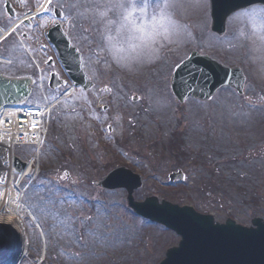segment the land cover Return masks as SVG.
Returning a JSON list of instances; mask_svg holds the SVG:
<instances>
[{
  "label": "rangeland",
  "instance_id": "374dc122",
  "mask_svg": "<svg viewBox=\"0 0 264 264\" xmlns=\"http://www.w3.org/2000/svg\"><path fill=\"white\" fill-rule=\"evenodd\" d=\"M22 3L16 2L20 11ZM99 4L52 0L41 15V32L31 30L35 38L28 44L36 63L45 74L61 73L58 63L57 68L46 65L47 56L56 57L44 37L55 21L53 8L59 9L64 33L80 52L93 86L76 90L53 110L54 141L47 135L38 158L31 149L15 152L25 160L35 155L40 165L23 198L40 230L24 217L29 251L22 264H35L40 255L42 264L160 262L179 238L132 214L123 190L102 192L91 185L117 166L141 174L137 200L155 195L211 214L218 223L231 218L249 226L253 217L264 220V43L237 34L241 10L228 16L218 36L210 30L209 0H172L178 42L166 45L153 64L126 71L104 54V30L95 21ZM15 41L8 48L15 66L0 69L6 74L25 65L34 70ZM192 50L239 67L245 76L242 94L221 87L207 101L177 103L169 90L171 71ZM178 169L184 179L170 183L168 174ZM65 173L67 178L60 179Z\"/></svg>",
  "mask_w": 264,
  "mask_h": 264
},
{
  "label": "water",
  "instance_id": "95a60500",
  "mask_svg": "<svg viewBox=\"0 0 264 264\" xmlns=\"http://www.w3.org/2000/svg\"><path fill=\"white\" fill-rule=\"evenodd\" d=\"M210 29L221 35L230 14L264 0H209ZM55 16L60 12L55 10ZM47 39L58 53L61 65L75 86L87 89L81 68V58L70 46L67 37L56 23L47 31ZM57 76L52 75L49 86L54 87ZM54 79L55 81H51ZM244 77L238 68H227L215 60L196 52L177 65L172 73L170 89L182 102L187 97L206 100L222 86H230L241 93ZM61 83V82H60ZM33 78L30 75L8 77L0 73V109L27 100L31 93ZM16 172L20 173L25 163L14 158ZM172 178V176H171ZM97 186L104 189L125 188L129 207L138 215L160 223L181 236L177 247L167 250L159 264H264V221L254 218L250 227H243L227 219L225 224H214L210 215L196 213L191 207H178L156 197L143 202L133 200V190L141 186L140 177L125 168H116L104 176ZM16 256L8 255L0 264H13Z\"/></svg>",
  "mask_w": 264,
  "mask_h": 264
},
{
  "label": "clouds",
  "instance_id": "9594fccd",
  "mask_svg": "<svg viewBox=\"0 0 264 264\" xmlns=\"http://www.w3.org/2000/svg\"><path fill=\"white\" fill-rule=\"evenodd\" d=\"M95 21L103 28V51L126 71L155 62L166 45L178 42L172 0H100ZM237 34L264 43V5L241 10Z\"/></svg>",
  "mask_w": 264,
  "mask_h": 264
},
{
  "label": "bare ground",
  "instance_id": "6f19581e",
  "mask_svg": "<svg viewBox=\"0 0 264 264\" xmlns=\"http://www.w3.org/2000/svg\"><path fill=\"white\" fill-rule=\"evenodd\" d=\"M8 138L0 137V260L14 255L13 264H22L29 251L24 217L31 218L32 214L24 209L23 194L18 186L11 183L12 151ZM32 171L33 165H30L23 176Z\"/></svg>",
  "mask_w": 264,
  "mask_h": 264
},
{
  "label": "flooded vegetation",
  "instance_id": "af4514ba",
  "mask_svg": "<svg viewBox=\"0 0 264 264\" xmlns=\"http://www.w3.org/2000/svg\"><path fill=\"white\" fill-rule=\"evenodd\" d=\"M20 1H22L23 2L22 4L24 5V9H22L23 6L20 8L23 10V13L30 11L34 7L38 6L41 2V0H30L29 2L28 0H20ZM16 2L17 0H0V28L6 29L10 24H12V22L16 18L17 13H18L17 10H15L14 12V7H15ZM33 26L35 27L38 26V29L40 31L41 21H38L37 25H34L33 21L31 23L24 24L23 26L24 28L20 29V33L26 43H28L30 38H32V35L30 34L28 28H32ZM33 37L35 38V36ZM6 45H9L8 41L2 42L0 44L1 52H3V49L6 47Z\"/></svg>",
  "mask_w": 264,
  "mask_h": 264
},
{
  "label": "snow or ice",
  "instance_id": "6c2138e0",
  "mask_svg": "<svg viewBox=\"0 0 264 264\" xmlns=\"http://www.w3.org/2000/svg\"><path fill=\"white\" fill-rule=\"evenodd\" d=\"M197 3H199V0H197ZM35 126H36V125H33V127H35ZM67 175H68L67 173L61 175V176H60V179H62V180H63V179H66V178H67ZM30 178H31V174H29V179H30ZM59 187H60V185H57V189H59ZM54 195H55L54 193L50 194L51 197H54ZM49 202L52 203L53 205L56 204V200H55L54 198H50ZM87 219H91V218H90V217H87L86 220H87ZM78 242H79V241H78Z\"/></svg>",
  "mask_w": 264,
  "mask_h": 264
},
{
  "label": "trees",
  "instance_id": "16d2710c",
  "mask_svg": "<svg viewBox=\"0 0 264 264\" xmlns=\"http://www.w3.org/2000/svg\"><path fill=\"white\" fill-rule=\"evenodd\" d=\"M54 130H55V127H54V123H53V126L51 127V131H50L51 135H54V133H55Z\"/></svg>",
  "mask_w": 264,
  "mask_h": 264
}]
</instances>
